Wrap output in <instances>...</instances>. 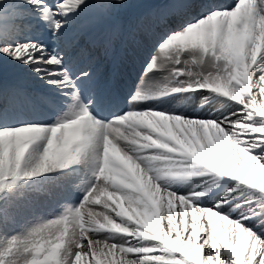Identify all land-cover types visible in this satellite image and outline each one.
Returning a JSON list of instances; mask_svg holds the SVG:
<instances>
[{"label":"snow or ice","instance_id":"1","mask_svg":"<svg viewBox=\"0 0 264 264\" xmlns=\"http://www.w3.org/2000/svg\"><path fill=\"white\" fill-rule=\"evenodd\" d=\"M0 264H264V0H0Z\"/></svg>","mask_w":264,"mask_h":264}]
</instances>
